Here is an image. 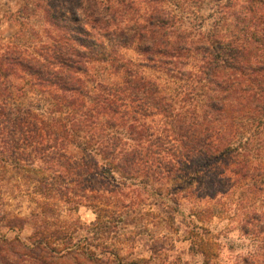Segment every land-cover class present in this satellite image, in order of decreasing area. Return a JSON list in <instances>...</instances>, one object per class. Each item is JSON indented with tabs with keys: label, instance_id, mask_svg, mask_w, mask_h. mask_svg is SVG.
Listing matches in <instances>:
<instances>
[{
	"label": "trees",
	"instance_id": "16d2710c",
	"mask_svg": "<svg viewBox=\"0 0 264 264\" xmlns=\"http://www.w3.org/2000/svg\"><path fill=\"white\" fill-rule=\"evenodd\" d=\"M22 1L44 29L35 48L0 44V167L27 175L46 201L0 216V227L33 225L28 241L5 244L39 264L74 250L99 258L87 238L55 225L52 198L89 205L98 220L103 205L128 210L132 200L101 194L126 187L204 200L233 189L264 201V0L223 1L232 29L209 32L187 26L170 0ZM99 71L121 81L102 83ZM30 92L37 103L12 104ZM257 208L242 228L262 249L246 264H264Z\"/></svg>",
	"mask_w": 264,
	"mask_h": 264
},
{
	"label": "rangeland",
	"instance_id": "374dc122",
	"mask_svg": "<svg viewBox=\"0 0 264 264\" xmlns=\"http://www.w3.org/2000/svg\"><path fill=\"white\" fill-rule=\"evenodd\" d=\"M170 1L176 11L183 13L186 25L196 32L232 29L233 22L225 15L231 8L223 6L226 0ZM22 4V0H0V44L17 43L35 48L39 42L36 31L42 32L44 21L30 12H21ZM96 78L102 83L121 81L110 72H96ZM38 100L31 92L17 93L12 104L15 107L31 106ZM114 177L115 180L121 178L119 174ZM27 178L22 172L0 167V216H28L32 208L46 201L33 192V184L28 182L31 178ZM162 187V195L153 189L135 192L134 187L123 188L115 194L102 191L101 194L108 197L117 196L116 199L125 202L132 200V205L128 210L103 205L106 211L101 220H98V212L89 205L76 207L55 198L47 200L51 205L49 217L55 225L73 231L76 240L86 242L87 238L86 245H94L99 254V258L93 259L87 257L84 250H74L69 255L54 254L52 264H246L245 258H252L253 252L262 249L263 242L254 234L247 235L242 228L249 213L257 207L264 210V201L257 194L230 189L226 195L207 200L181 193L172 198L168 194L171 187ZM137 198L145 200L140 204ZM252 224L256 225L254 221ZM32 233L30 223L23 229L9 228L3 223L0 254L4 260L0 264H39L23 248L15 243L5 244L2 240L19 235L28 241Z\"/></svg>",
	"mask_w": 264,
	"mask_h": 264
}]
</instances>
